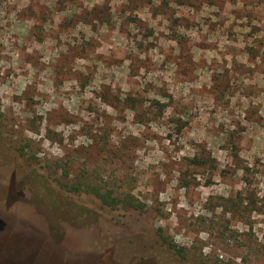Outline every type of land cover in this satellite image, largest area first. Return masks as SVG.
<instances>
[{
	"label": "clouds",
	"instance_id": "clouds-1",
	"mask_svg": "<svg viewBox=\"0 0 264 264\" xmlns=\"http://www.w3.org/2000/svg\"><path fill=\"white\" fill-rule=\"evenodd\" d=\"M105 133L131 159L88 170L89 183L143 203L132 231L150 245L122 264H169L172 248L196 241L199 258L215 260L207 233L181 222L186 172L203 184L227 171L245 197L254 192L233 222L246 246L232 259L264 250V0H0V167L60 178L56 166ZM202 149L214 170L186 163ZM79 196L86 204L88 188ZM113 234L104 225L92 246Z\"/></svg>",
	"mask_w": 264,
	"mask_h": 264
},
{
	"label": "rangeland",
	"instance_id": "rangeland-1",
	"mask_svg": "<svg viewBox=\"0 0 264 264\" xmlns=\"http://www.w3.org/2000/svg\"><path fill=\"white\" fill-rule=\"evenodd\" d=\"M94 15L106 17L107 6L94 10ZM225 87L226 83L217 84L216 90ZM89 139L92 143L81 144L75 150V162L66 160L63 165L56 166L64 169L60 178H53L54 172L49 176L18 174L16 171L9 174L0 167V219L4 223L0 230V259L4 257L5 263L122 264L130 252L139 253L150 246L142 235L132 231L142 218H146L144 209L121 205L112 208L103 205L89 191L87 203L78 202L83 187L97 188L89 183L88 170L114 172L125 167L131 159L128 145L113 150L106 133ZM196 159L199 162L195 163ZM196 159L186 163L195 169H215L216 161L203 149ZM189 176L190 173H184L179 184L185 189L187 200V207L180 209L183 213L181 222L190 233L197 229L207 233L208 241L203 243L205 246L209 242L213 245L215 260L211 264H234L232 257L241 256L246 242L240 239L241 234L238 228L233 227V222L243 219L240 205L245 198L254 204L255 193L250 192L245 197L244 189L233 187L227 171H222L215 179L209 176L203 184L188 179ZM74 188L80 190L74 191ZM110 191L117 197L126 195ZM97 209L109 213L119 209L126 215L109 219ZM106 224L114 230L112 243L102 250L96 249L91 242ZM117 232L119 239L115 235ZM195 243L199 241L194 242L192 248H172L168 254L169 264H205L197 255ZM133 261L135 264H153L144 256L139 260L134 257ZM240 264H264V250H251L242 256Z\"/></svg>",
	"mask_w": 264,
	"mask_h": 264
},
{
	"label": "trees",
	"instance_id": "trees-1",
	"mask_svg": "<svg viewBox=\"0 0 264 264\" xmlns=\"http://www.w3.org/2000/svg\"><path fill=\"white\" fill-rule=\"evenodd\" d=\"M132 103H134V101H132ZM197 162L199 161H197L196 159L195 163ZM72 190L79 191L80 189L74 188ZM88 191L93 193L103 205L112 208L121 205L123 207L132 208V209H139V210L144 209V205L142 202L138 201V199H136L134 196L128 194L124 195L123 197H117L114 196L110 190L101 193L97 188H93V189H88Z\"/></svg>",
	"mask_w": 264,
	"mask_h": 264
},
{
	"label": "flooded vegetation",
	"instance_id": "flooded-vegetation-1",
	"mask_svg": "<svg viewBox=\"0 0 264 264\" xmlns=\"http://www.w3.org/2000/svg\"><path fill=\"white\" fill-rule=\"evenodd\" d=\"M3 225H4V223L0 219V230L3 228ZM0 264H7V263H5V258L4 257H1Z\"/></svg>",
	"mask_w": 264,
	"mask_h": 264
}]
</instances>
